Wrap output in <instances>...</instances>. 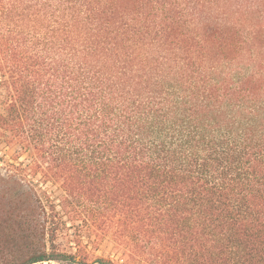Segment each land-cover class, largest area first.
<instances>
[{"label":"trees","instance_id":"obj_1","mask_svg":"<svg viewBox=\"0 0 264 264\" xmlns=\"http://www.w3.org/2000/svg\"><path fill=\"white\" fill-rule=\"evenodd\" d=\"M2 146L0 264H264V0H0Z\"/></svg>","mask_w":264,"mask_h":264},{"label":"rangeland","instance_id":"obj_2","mask_svg":"<svg viewBox=\"0 0 264 264\" xmlns=\"http://www.w3.org/2000/svg\"><path fill=\"white\" fill-rule=\"evenodd\" d=\"M0 155L10 162H12V147H0ZM5 168L3 165L0 167V173L5 174ZM115 250L114 244L110 237H104L98 244H97V251L96 254L98 256L103 257H115Z\"/></svg>","mask_w":264,"mask_h":264}]
</instances>
